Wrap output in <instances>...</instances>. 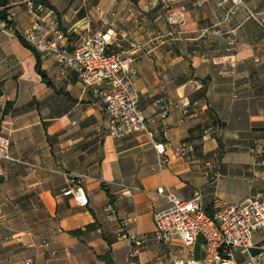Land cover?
I'll use <instances>...</instances> for the list:
<instances>
[{
	"label": "crops",
	"instance_id": "obj_1",
	"mask_svg": "<svg viewBox=\"0 0 264 264\" xmlns=\"http://www.w3.org/2000/svg\"><path fill=\"white\" fill-rule=\"evenodd\" d=\"M45 1L72 49L109 29L117 36L113 50L142 49L136 86L152 135L113 138L99 94L104 87L87 89L76 72L62 74L54 58L41 61L52 83L46 84L34 53L0 32V134L15 160L0 153V264H108L101 258L107 255L113 264L203 259L202 237L187 248L180 239L154 236L155 214L168 207L157 190L186 200L201 190L210 215L220 204L238 205L264 192V0H243L229 20L232 2L184 0L188 23L179 39L152 44L151 32H168L157 0ZM10 12L19 31L31 28L24 0H11ZM184 98L191 102L188 114L177 107L163 118L159 100ZM209 127L216 130L205 137ZM256 141L260 155L250 150ZM155 143L168 145V164ZM183 143L185 157L177 154ZM70 187L84 188L87 206L64 195ZM123 233L151 239L133 257ZM254 242L259 253L261 233Z\"/></svg>",
	"mask_w": 264,
	"mask_h": 264
},
{
	"label": "built area",
	"instance_id": "obj_2",
	"mask_svg": "<svg viewBox=\"0 0 264 264\" xmlns=\"http://www.w3.org/2000/svg\"><path fill=\"white\" fill-rule=\"evenodd\" d=\"M233 3L228 10L226 20L236 14L243 0H222L223 4ZM33 22L30 29L25 32L17 30L25 40L37 51L41 61L51 58L62 74L74 71L78 74L80 82L87 89H98L102 97L104 111L107 116V129L115 139H122L134 134L149 133L147 118L140 104V94L136 86V63L141 57L139 51H115L113 46L116 34L113 30L98 31L93 36L83 39L80 46L73 49L69 45V34L60 28L58 16L54 9L48 8L35 0H24ZM155 6L163 11L168 32L159 36L150 33L149 43L157 40L174 42L179 39L183 28L188 23V8L184 0H157ZM13 20V16L9 17ZM208 31V29H205ZM0 32L15 35L6 22L0 21ZM230 50L236 46V40L230 39ZM161 104L162 116L167 118L172 109L181 107L188 114L191 102L184 98L180 103L158 101ZM216 129L209 127L205 137L212 135ZM152 135V134H151ZM10 140L0 134V153L8 160L15 161L9 155ZM155 149L163 157L162 164H168V145L155 143ZM253 154L260 155L263 145L256 141L250 149ZM189 147L180 144L177 148L179 156H187ZM264 164V162H261ZM212 167V162L206 164ZM84 188L70 187L64 195H73L82 206L88 205V199L83 195ZM164 198L168 207L155 214L156 231L154 236L162 241L171 243L180 239L187 248L193 247L202 237L205 241V257L200 260L193 258L156 259L152 264H263L264 247L259 253H254L255 235L261 233L264 239V192L258 193L241 204H220L214 215H210L205 207L201 190H196L191 199H182L168 188L157 190ZM111 215L115 214L112 205L108 207ZM132 245L133 257L141 254L151 236L123 233ZM43 241L42 248L48 247ZM243 258L238 262L237 256ZM24 264H34L26 261Z\"/></svg>",
	"mask_w": 264,
	"mask_h": 264
},
{
	"label": "trees",
	"instance_id": "obj_3",
	"mask_svg": "<svg viewBox=\"0 0 264 264\" xmlns=\"http://www.w3.org/2000/svg\"><path fill=\"white\" fill-rule=\"evenodd\" d=\"M35 1H36V3H41V4L45 5L46 7L53 9L52 6L50 5V3L45 1V0H35ZM10 4H11V0H0V21L6 22L8 28H12L14 30L15 36L19 39L21 44L34 53V55L36 56V59H37L36 69H37L38 73L40 74V76L42 77L43 81L46 84L52 85V83L48 79L46 73L42 70L41 60L39 58L37 51L25 40L23 35L16 29V26H15L13 20H9V17L12 15L10 12ZM88 228H90V227H88ZM81 232L82 231H77V232H73V234L80 235ZM101 258H102V260L108 261V264H113L109 255L101 257Z\"/></svg>",
	"mask_w": 264,
	"mask_h": 264
},
{
	"label": "rangeland",
	"instance_id": "obj_4",
	"mask_svg": "<svg viewBox=\"0 0 264 264\" xmlns=\"http://www.w3.org/2000/svg\"><path fill=\"white\" fill-rule=\"evenodd\" d=\"M15 1H21V0H15Z\"/></svg>",
	"mask_w": 264,
	"mask_h": 264
}]
</instances>
